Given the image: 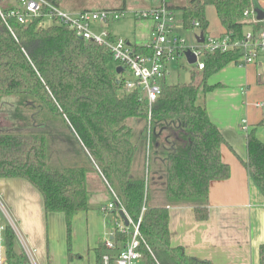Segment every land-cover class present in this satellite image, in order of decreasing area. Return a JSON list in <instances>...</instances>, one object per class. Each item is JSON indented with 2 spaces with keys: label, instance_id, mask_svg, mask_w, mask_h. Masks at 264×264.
<instances>
[{
  "label": "trees",
  "instance_id": "obj_1",
  "mask_svg": "<svg viewBox=\"0 0 264 264\" xmlns=\"http://www.w3.org/2000/svg\"><path fill=\"white\" fill-rule=\"evenodd\" d=\"M48 1L58 6L57 0ZM187 1L175 6L162 0V6L181 14L184 30L209 34L207 7H213L224 30L219 37L240 41L249 27L257 38L263 29V22L249 24L243 17L260 8L258 0ZM14 7L0 0L1 12ZM7 25L0 18V111L11 107L3 119L9 123L0 125V179L29 183L41 195L45 214H62L69 232L73 217L90 210L88 177L96 174L130 219L141 216L142 264H210L171 245L169 210L191 208L196 221H206L210 183L230 176L221 156L228 144L210 120L204 99L216 88L208 79L237 63L244 52L205 54L197 84L194 72L189 83L163 79L149 107L139 90H125L123 75H117L104 46L80 40L57 21L23 26L9 19ZM246 150L241 163L264 200V144L253 131L246 135ZM2 231L7 264H30L8 222ZM128 239L114 237L118 247ZM104 252L103 246L98 249L97 264ZM258 264H264V244Z\"/></svg>",
  "mask_w": 264,
  "mask_h": 264
},
{
  "label": "crops",
  "instance_id": "obj_2",
  "mask_svg": "<svg viewBox=\"0 0 264 264\" xmlns=\"http://www.w3.org/2000/svg\"><path fill=\"white\" fill-rule=\"evenodd\" d=\"M103 1L92 6L84 1L79 2L78 9L66 13L76 14L86 10H125L134 13L162 6L161 1L154 7L143 5L134 10L127 6L126 0L116 4L111 3V0ZM181 2L182 5H176L171 1L175 6L188 4L187 0L186 3ZM258 3L264 10V1ZM205 15L209 34L215 37L222 35L224 30L213 7H207ZM127 17L121 20H132L134 33L131 38L123 39L134 48L146 46L151 40L152 23ZM244 30L249 31V27ZM109 34L122 38L111 32ZM195 41L197 37L194 36V44ZM170 68L171 65L166 75ZM207 83L216 86L206 93L204 100L210 120L228 144L221 148V156L222 161L230 167V176L227 180L210 183L206 221H196L191 208H170V243L173 247H182L186 255L206 260L210 264H258V249L264 244V200L251 182L241 160L247 159L246 135L249 132L253 131L264 144V108L255 106L264 103V53H259L252 64H228L211 76ZM91 176L95 177L92 181L101 189L96 193L101 200L98 203L100 213L102 206L111 201V196H105L110 193L102 179L96 174ZM0 194L22 233L2 205L7 213L5 220H9L8 224L16 228L23 246L31 252L35 262L37 260L36 264H97V251L103 246V241L110 238L112 231L108 225L111 223L110 217L105 216L107 214L102 212V219L90 213L91 210L84 213L86 218L77 219L81 217L80 213L75 215L68 232L71 234L72 226L74 246L68 249L65 256L61 247L55 249L52 241L47 245L48 222L52 219L55 227L56 224H62L67 229L65 218L59 213L46 215L42 197L36 189L23 180L0 179ZM89 228L93 232L89 233ZM77 231H83L84 234L78 236Z\"/></svg>",
  "mask_w": 264,
  "mask_h": 264
},
{
  "label": "built area",
  "instance_id": "obj_3",
  "mask_svg": "<svg viewBox=\"0 0 264 264\" xmlns=\"http://www.w3.org/2000/svg\"><path fill=\"white\" fill-rule=\"evenodd\" d=\"M258 1L262 2L264 0ZM127 16H131L135 20H147L152 23L151 40L146 46L142 47L148 52H138L134 47L127 44L124 39L112 37L107 31L106 28L110 24ZM243 17L245 22L249 24L263 22V29L257 38L253 37L252 30L247 31L244 34V39L240 41H231L228 36L215 37L207 34L206 36L203 35V42L195 41L193 46L188 47L185 46V41L176 33L177 25L174 13L164 6L134 13H128L125 10H86L76 14H68L48 0H15L13 9L6 13L0 10V18L7 27V20L9 19H13L23 26L40 19L42 23L46 20H49L50 23L57 21L73 31L78 38L104 46L109 50L116 66L123 69L122 73L117 75H123L121 80L124 82L125 90L127 92L139 90L141 98L147 102L149 107L160 95L161 82L168 72V67L176 58L184 56L185 51H190L195 56L196 61L193 65L198 71L204 69V55L218 51L225 53L240 49L244 52V55L238 63L243 65L254 63L257 55L264 53V20L257 21L252 8L245 11ZM194 26L198 27V24H194ZM199 35L200 33L195 37ZM255 106L264 108V103L255 104ZM108 190L111 201L102 206L100 211L104 214H116L110 218L113 229L110 238L103 241L105 252L101 255L100 264H142L140 248L142 245L146 246V244L140 236L141 216L136 222L130 219L112 189L108 187ZM0 211L3 216L7 215L1 202ZM120 213L126 219L127 226L124 224ZM12 227L30 264H36L31 252L23 246L16 228ZM117 234L129 236V239L120 247L114 241ZM0 264H7L3 245L1 244Z\"/></svg>",
  "mask_w": 264,
  "mask_h": 264
},
{
  "label": "rangeland",
  "instance_id": "obj_4",
  "mask_svg": "<svg viewBox=\"0 0 264 264\" xmlns=\"http://www.w3.org/2000/svg\"><path fill=\"white\" fill-rule=\"evenodd\" d=\"M8 1H10V3H13L15 5V0H4V4H6ZM85 2L88 3L89 6L95 5L97 3L100 2H104L103 0H57V4L59 6V8L61 10H63L64 12L67 11H74L76 9H78V3L79 2ZM107 1V0H105ZM120 0H111V3L116 4L118 3ZM127 1V6H129V8H132L134 10H138L140 7H143V5H148V6H152L154 7L159 5L161 3L162 0H126ZM172 3H175L176 5H182L183 3H186V0H171ZM175 15V19H176V25H177V35L185 41V46H193L194 45V36L197 35L198 30H190V31H186L182 28V18H181V14L179 12H176ZM126 19H128V17H126ZM133 21L130 19L129 20H120L118 22H115L114 24H111V26L109 27V29H107L108 32H111L113 35H119L120 37L123 38H131L134 30H133ZM45 26L46 25H50V21L46 20L43 23ZM192 72H195L196 74V78L194 79V84H197L198 80H199V71L196 70L195 66L193 64H188L185 60V58L183 56H179L178 58H176L175 61L172 62L171 64V68L169 69V74L166 75V82L169 84H174V83H189L191 81V74ZM203 100V94L202 91H199L198 94V99H197V103L200 104L202 103ZM11 110L10 105H6L3 108H1L0 111V120L1 123L0 125L2 126H6L8 123H5L3 121V119L9 118V112ZM9 120V119H8ZM89 179H90V190H91V196L89 198V202H90V213L93 212L95 214V216H98L99 218L102 219L101 214L102 212L99 213L98 211V203L101 202V200L99 199V197L97 196V191L101 190L100 186L97 183H94L92 180V178H95L94 176L89 175ZM105 196H107V198L110 197V195L105 194ZM0 202L1 204L5 207V209L8 211V213L10 214V211L8 209V206L5 204V202L3 201V198L0 194ZM85 213V212H84ZM81 214V217H77V219L79 218H86L85 214ZM10 216L12 217V215L10 214ZM108 218L110 217L109 214L105 215ZM13 218V217H12ZM14 220V218H13ZM51 221L48 222V237H47V245L50 243V241L53 242V244L55 245V249L57 250L58 248L61 247L62 252L64 253L65 256H67L68 253V249H70V247L72 248V245L74 246V234L72 231V226H71V234L68 233V231H66L67 229L65 228L64 225L62 224H53L52 219H50ZM15 221V220H14ZM8 222V221H7ZM6 220H4V218L0 219V244L3 245V231L2 228L4 225H6ZM109 227L111 228V230L113 229V224L108 223ZM15 226L18 230L21 231L17 221H15ZM12 227V226H11ZM13 228V227H12ZM86 228V227H85ZM84 228V230H86ZM54 231L53 235L52 232ZM90 231L93 232V230L91 228H89V233ZM22 233V231H21ZM81 234H84V232L82 231V233L80 231H77V235L80 236ZM24 235V234H23ZM80 240V239H79ZM19 242V241H18ZM21 243V242H19ZM22 244H20L21 246ZM22 247V246H21ZM24 250V249H23ZM37 262V260H36Z\"/></svg>",
  "mask_w": 264,
  "mask_h": 264
},
{
  "label": "water",
  "instance_id": "obj_5",
  "mask_svg": "<svg viewBox=\"0 0 264 264\" xmlns=\"http://www.w3.org/2000/svg\"><path fill=\"white\" fill-rule=\"evenodd\" d=\"M253 12L255 13L257 21H263L264 20V10L263 9H261L259 7H256V8L253 9ZM79 39L82 40V38H80V37H79ZM197 41L198 42H203V34L202 33H200V35L197 37ZM184 57L186 58L188 64H194L195 61H196L195 56L190 51H185L184 52ZM122 71H123V69L121 67H117L116 68V73L117 74L122 73ZM120 216L123 219L124 224L127 226V221L124 218L122 213H120Z\"/></svg>",
  "mask_w": 264,
  "mask_h": 264
}]
</instances>
